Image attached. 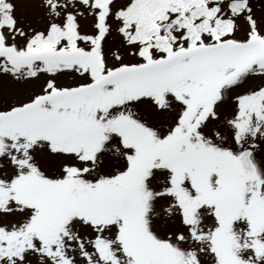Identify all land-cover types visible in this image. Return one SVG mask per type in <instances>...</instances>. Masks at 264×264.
Here are the masks:
<instances>
[{
	"label": "snow or ice",
	"instance_id": "snow-or-ice-1",
	"mask_svg": "<svg viewBox=\"0 0 264 264\" xmlns=\"http://www.w3.org/2000/svg\"><path fill=\"white\" fill-rule=\"evenodd\" d=\"M0 82V264H264V0H0Z\"/></svg>",
	"mask_w": 264,
	"mask_h": 264
},
{
	"label": "rangeland",
	"instance_id": "rangeland-1",
	"mask_svg": "<svg viewBox=\"0 0 264 264\" xmlns=\"http://www.w3.org/2000/svg\"><path fill=\"white\" fill-rule=\"evenodd\" d=\"M18 3L21 4V5H24L27 3V0H18ZM25 13H26V10H24ZM4 85L2 82H0V88H2Z\"/></svg>",
	"mask_w": 264,
	"mask_h": 264
}]
</instances>
